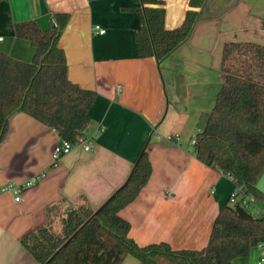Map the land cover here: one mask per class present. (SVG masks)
<instances>
[{
	"label": "crops",
	"instance_id": "1",
	"mask_svg": "<svg viewBox=\"0 0 264 264\" xmlns=\"http://www.w3.org/2000/svg\"><path fill=\"white\" fill-rule=\"evenodd\" d=\"M167 28L180 26L189 0H162ZM134 0H0V50L31 61L35 47L15 24L35 20L44 29L68 22L59 39L70 79L97 91L94 127L105 131L92 151L75 146L52 166L58 132L25 112L10 119L0 143V186L24 183L23 192L0 194V264H40L22 240L55 226L70 205L102 206L127 180L144 149L152 175L138 197L120 211L140 245L166 241L174 249L207 245L213 223L237 189L235 181L200 161L192 140L204 128L225 81L223 48L231 42L264 45V0H206L189 38L163 61L138 55ZM100 25L105 33H94ZM264 192V174L258 182ZM264 205V201H261ZM58 219V220H57ZM259 248L235 264H257ZM123 264H139L126 258Z\"/></svg>",
	"mask_w": 264,
	"mask_h": 264
},
{
	"label": "trees",
	"instance_id": "2",
	"mask_svg": "<svg viewBox=\"0 0 264 264\" xmlns=\"http://www.w3.org/2000/svg\"><path fill=\"white\" fill-rule=\"evenodd\" d=\"M139 6L135 30L138 55L163 61L190 36L206 0H189L183 23L167 28L162 0H134ZM68 22L42 28L35 20L15 24V33L35 47L31 61L0 50V143L11 117L25 112L56 130L62 140L76 143L92 121L97 91L73 82L59 39ZM225 81L216 95L204 128L193 144L195 156L224 174H230L242 195L235 205L218 213L206 246L174 249L168 242L140 245L130 235L131 223L120 211L132 203L152 175V162L144 149L124 184L100 206L70 205L60 226L47 225L22 240L40 264H123L136 258L142 264H235L249 257L264 241V217L250 212L247 195L264 201L258 182L264 174V45L231 42L223 48Z\"/></svg>",
	"mask_w": 264,
	"mask_h": 264
},
{
	"label": "built area",
	"instance_id": "3",
	"mask_svg": "<svg viewBox=\"0 0 264 264\" xmlns=\"http://www.w3.org/2000/svg\"><path fill=\"white\" fill-rule=\"evenodd\" d=\"M94 33H105V29L102 28L100 25H95L93 27ZM106 127L104 124L99 123L96 127L93 126L92 123H89L85 126L84 133L80 135L78 141L76 143H71L67 140H62V142L57 145L54 149L53 153V163L52 166H55L60 159L67 153H69L75 146H82L86 151H92L95 147L97 139L100 135L105 131ZM196 141V137L193 138L192 143L194 144ZM46 172H40L36 175L30 177L24 183H15V182H8L2 186H0V194L5 192H11L15 195L16 201H21L23 192L34 186L38 183L42 178H44ZM232 178L230 174H226ZM243 196L241 192V188L237 187L235 191L231 194L229 198V204L235 205L239 198ZM244 203L250 209V212L258 217H264V205L253 195H247L244 198ZM259 248V260L257 264H264V241L258 245Z\"/></svg>",
	"mask_w": 264,
	"mask_h": 264
},
{
	"label": "rangeland",
	"instance_id": "4",
	"mask_svg": "<svg viewBox=\"0 0 264 264\" xmlns=\"http://www.w3.org/2000/svg\"><path fill=\"white\" fill-rule=\"evenodd\" d=\"M58 220V219H57ZM59 227L60 226V220L59 221H57V224L55 225V227ZM130 259H134L137 263H139V264H142L141 262H139V260H137L136 258H132V257H129Z\"/></svg>",
	"mask_w": 264,
	"mask_h": 264
}]
</instances>
